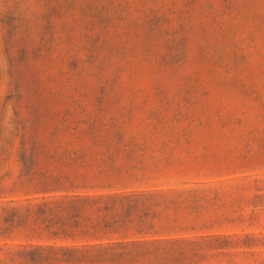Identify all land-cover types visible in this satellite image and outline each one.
Returning a JSON list of instances; mask_svg holds the SVG:
<instances>
[{
  "label": "rangeland",
  "instance_id": "1",
  "mask_svg": "<svg viewBox=\"0 0 264 264\" xmlns=\"http://www.w3.org/2000/svg\"><path fill=\"white\" fill-rule=\"evenodd\" d=\"M0 264H264V0H0Z\"/></svg>",
  "mask_w": 264,
  "mask_h": 264
},
{
  "label": "trees",
  "instance_id": "2",
  "mask_svg": "<svg viewBox=\"0 0 264 264\" xmlns=\"http://www.w3.org/2000/svg\"><path fill=\"white\" fill-rule=\"evenodd\" d=\"M145 197H146V193L143 191L129 190V191L113 192L108 194L72 195L66 197L65 199L67 200L66 203L69 206H73L77 208L84 205H95L101 201L103 204L109 201L108 206H113L116 202H121V206L128 207V206H132L133 204H136L139 200H142V198L144 199ZM9 209L14 210L13 207Z\"/></svg>",
  "mask_w": 264,
  "mask_h": 264
}]
</instances>
